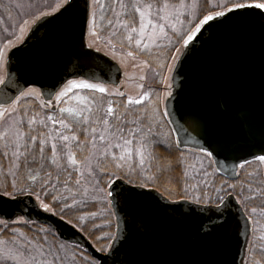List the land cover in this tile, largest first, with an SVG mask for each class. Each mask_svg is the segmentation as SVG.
<instances>
[{"label": "snow or ice", "instance_id": "snow-or-ice-1", "mask_svg": "<svg viewBox=\"0 0 264 264\" xmlns=\"http://www.w3.org/2000/svg\"><path fill=\"white\" fill-rule=\"evenodd\" d=\"M0 7L11 15L13 9L21 5L13 4L12 0H0ZM43 7L51 11L41 9L40 16L34 17L32 22L58 13L55 19H67L71 26L74 12L79 13V27L91 37L83 44L91 50L85 53L88 57L96 52L103 53L100 59L111 57L115 60L118 46L126 49L133 43L140 50L139 54L151 55L152 48L145 42L150 39L145 37L146 28L153 29V35L158 32L169 42L172 39L163 26L152 20L154 9L160 19H167L164 13L169 8L168 0H56L54 5L45 0ZM184 7L181 0L179 8ZM196 7L193 0L191 8ZM172 18L175 21L171 26L173 36L177 43L187 47L201 28L213 20L240 25L258 20L264 24V0H215L211 3L204 0L199 15L176 11ZM23 23L27 26L29 21ZM177 24L180 25L179 33ZM18 31L19 35L11 33L15 35V41L8 39L0 46V231L10 234L8 239H0V260L12 261V264H101L78 244L57 240L60 234L51 227L41 226L29 236L12 225L28 224L23 219L26 213L21 206L26 207V197L34 198L38 202L36 207L86 233L97 251L111 250L121 241L120 225L111 219L116 214L117 198L121 195L117 189L126 181L131 182L134 173L139 179L142 172L149 170L145 167V157L152 155L150 149L156 145L165 147L170 153L175 152V163L184 165L178 186L168 188L169 197L174 193L184 202L194 204V210L207 214L209 221L218 213L222 215L220 210L227 206L229 199L235 200L248 213L246 219L251 230L258 208L264 212V170L253 169L243 178L241 173H235L236 182L209 183L204 177L212 173L203 168L202 161H196L200 168L196 173L200 176L197 180L184 164L185 154L180 151V142L168 143L165 134L153 131V124L157 123L154 111L140 107L150 99V94L141 92L139 98H134L126 89L122 90L119 81L109 75L114 66L110 60L96 65L86 79L57 81L52 86L55 90L46 93V99L38 109L22 103L35 101L45 94L36 87H21L7 73L6 54L23 41L26 27H19ZM152 44L156 41L152 40ZM165 49L166 46L161 47V51ZM19 51L22 50L13 51L12 55L16 56ZM171 51L176 55L169 53L168 61L175 63L176 56L181 55L180 48L173 45ZM136 56L132 50L122 52L119 55L121 68L123 61L128 58L135 61ZM168 61L163 67L165 71H172ZM135 67L143 70L150 64L146 60ZM139 79L143 81L145 76L141 75ZM36 82L25 81V84ZM139 87L143 89L144 85L141 83ZM201 150L210 168L214 163L218 165L213 172L226 169V162L234 159L224 154L220 145L210 144ZM260 151L264 152V147ZM222 154L223 160L220 159ZM134 155H138V161ZM252 155L264 165V155ZM251 164L252 161L244 157L238 167L246 171V165ZM167 182L172 184V178ZM17 213L23 215L17 217ZM255 222L264 231L261 219L257 218ZM249 253L250 264H264V245H253Z\"/></svg>", "mask_w": 264, "mask_h": 264}, {"label": "water", "instance_id": "water-1", "mask_svg": "<svg viewBox=\"0 0 264 264\" xmlns=\"http://www.w3.org/2000/svg\"><path fill=\"white\" fill-rule=\"evenodd\" d=\"M58 15L32 25L9 52L7 73L21 87L39 88L44 99L57 81L86 79L104 60L114 65L109 75L119 81L122 71L111 57L100 59L103 53L96 52L85 56L91 50L83 46L87 33L79 27V13L74 12L71 26L67 19L56 20ZM18 49L22 51L13 56ZM32 80L37 82L25 84ZM172 80L174 91L166 107L180 146H222L234 159L221 172L232 179L244 157L264 155V24L210 21L184 49ZM117 191L121 241L106 254L77 228L36 207L34 198H25L26 207H21L26 215L17 217L51 226L61 240L84 247L101 264L245 263L250 228L235 200L229 199L222 215L209 221L194 204L172 202L152 188L125 182Z\"/></svg>", "mask_w": 264, "mask_h": 264}, {"label": "rangeland", "instance_id": "rangeland-1", "mask_svg": "<svg viewBox=\"0 0 264 264\" xmlns=\"http://www.w3.org/2000/svg\"><path fill=\"white\" fill-rule=\"evenodd\" d=\"M200 1L201 0H195L197 7L195 9H192L191 5L193 3V0H183L185 7L181 9V8H179V4H180L181 0H179L178 2H174V0H170V2H168L169 8L167 10H165V13H164V15L167 17V19H160L156 13V10L155 9L153 10V17H152L153 23L163 26L165 28V30L169 33V36L172 37L171 42H169L168 40L161 38L159 36L158 32L155 35H153V31H154L153 29L146 28V30H145V37L150 38V39H147L145 42L149 43L150 47L152 48L151 55L154 54L155 49H161L162 46H166V49L164 51L159 52V57H158L159 64H160L159 67L162 69L161 73H163V77H161V79H159L160 85L158 86L157 90H155V94L153 93V96H151L152 92H150V90L148 88L149 87V81L147 78V74H148V70L150 67L143 68V70H141V68L135 67L136 64H142V62L146 61V60L150 64V60H149L150 55L144 54L145 56L144 55L142 56L139 54V50H138V54L136 56L135 61H133L131 58H128L125 61H123L124 67H122V69H123L124 74H123V78H122V81L120 84V86H122V90L126 89L129 94L133 95L134 98H139V95L141 94V92H148L150 94V99L147 100V105L148 106L150 105L149 106V107H151L150 111H154V115H155V118L157 121V123L153 124V127L154 128L156 127V129H157L155 132H160V133L165 134L169 142H172L174 140L176 141V138H175L174 131L171 128V126L168 125V123L166 121L164 122V117L167 119L165 105H166L167 99L172 94V90H173L172 74H173V71L175 68V64L178 61L180 55H177L176 56V62L172 63L171 61H168V56H169L168 50L171 48V46L174 43H176L175 44L176 47L180 48L181 54L185 48L182 46V43H177L176 37H174L172 34L171 26H172V24L175 23V21L173 20L172 17L176 11H180V12H184V13L192 12L194 15H199V10L201 7L199 4ZM3 2H7V0H3ZM12 2H13V4H16V3L20 4L21 7L20 8H14L11 15H9L8 12H6L2 7H0V46H2L3 44H6L8 39H12L15 41V35H11V33L15 32L16 35H19V31H18L19 27H26V31H25L24 37H23V40H24L25 37L28 35L32 25L36 22V20H35V22H32L34 17L40 16L41 9L43 11H51L50 8L43 7L45 0H12ZM47 2L48 3L53 2L52 4L54 5L56 0H47ZM211 2H215V0H210V3ZM38 6H40L41 8L38 9ZM37 12H39L37 15H35V14L32 15L33 13H37ZM180 18L184 19L183 16H181ZM25 20L29 21V24L27 26H25L23 23ZM190 23H191V21L184 26V31H187L188 27L190 26ZM176 28H177V32L179 33L180 32V25L177 24ZM136 38L139 39L140 37L137 35ZM87 40H91V37L89 35H87ZM152 40L156 41L155 45L152 44ZM20 43H17V45H19ZM128 47H130V48L122 49L119 46L117 47V54L118 55H117V58L115 59V61L120 66H121V61L119 59V55L122 52H124L125 50H131V48L137 49L135 46V43L131 44ZM105 50H107V49H105ZM8 55H9V52L6 54V58H8ZM171 55H176V53L172 52ZM156 57H157V55H156ZM166 61H168L169 66L171 67L172 71H165L163 65ZM125 73H126V75H125ZM141 75L145 76V79L143 81H141L139 79V77ZM141 83L144 85L143 89H140V87H139V85ZM38 90L40 91V89H38ZM36 100H37V103L39 105L45 99L42 95V96L37 97ZM172 136L174 137V140L171 141ZM150 151L152 152V155L146 154V157H145V159H146L145 167L146 168H149L152 165V163H154V161H155V160H153V156H155L153 149H150ZM189 151H191V152H189V153H191V154H189V156L192 159L191 163L188 164L189 174L196 176V173L200 171L199 165H196V161H202L203 162V168L207 169L210 173H212V175L210 177H214L213 169H216L215 165L212 164V166L210 168L209 167V161L204 156L203 153H201V152L193 153L195 151H193V152H192V150H189ZM189 156H187V157H189ZM134 159L136 161H138V159H139L138 155H134ZM193 165H196V166L193 167ZM263 170H264V165H263ZM144 172H146V171H144ZM148 177H149V180L151 179L150 181H153L152 175L151 176L149 175ZM132 178L137 179V176L135 173L133 174ZM196 179L199 180L200 176H196ZM204 179L208 180L209 177H204ZM140 184H143V183H140ZM144 186H146V185L144 184ZM167 189H168V187H167ZM164 194L169 196L167 193H164ZM170 198L181 201V198L180 197L178 198L175 195L174 196L171 195ZM101 207H102V205H101ZM259 216L261 217L262 223H264V212L260 213ZM114 221H115V216H114ZM253 231H254V228H253ZM260 237L264 240V231H261V228H260V233H259V238Z\"/></svg>", "mask_w": 264, "mask_h": 264}, {"label": "trees", "instance_id": "trees-1", "mask_svg": "<svg viewBox=\"0 0 264 264\" xmlns=\"http://www.w3.org/2000/svg\"><path fill=\"white\" fill-rule=\"evenodd\" d=\"M178 1L179 0H174V2H178ZM168 2H170V0H168ZM199 4L201 6L200 10H199V13H200L203 10V7H204V0H201L199 2ZM40 8L41 7L38 6V9H40ZM38 13L39 12L33 13L32 15H34V14L37 15ZM175 44L176 43H174L173 45H175ZM173 45L168 50V55H169V53H172L171 50H172ZM127 48H130V47H127ZM134 49L135 48H131L132 51H134L135 53L138 54V49H135V50ZM159 52H162L161 49H155L154 50V54L150 55V57H149L150 68L148 70L147 78H148V81H149V87L148 88H149L150 92H152L151 96H153V93L155 94V90H157L158 86L160 85L159 79H161V77H163V73H162V75H157L156 74L157 72L161 73V70H162L159 67L160 64H159L158 58L156 59V55L159 54ZM140 55L143 56L144 54H140ZM153 69H155V71ZM22 103L32 104L37 109L39 108L37 100H35V101H22ZM149 106L147 105V100H146L144 102V105H141L140 107L141 108H145L146 107L147 109L150 110L151 107H149ZM146 115H148V113H146ZM165 121L168 123V125H170L168 120L164 117V122ZM156 130H157L156 127L155 128L153 127V131L155 132ZM172 138H171V141L174 140L173 136H172ZM81 140H83V135L82 134H81ZM167 142L168 143H172L173 141L169 142L168 139H167ZM153 151H154V155H155V159H153V160H155V161L148 168L149 170L146 171V172L141 173L140 176H139V179H133L132 178V181L130 183H133V184H136V185H139L140 183H143L142 185L145 184L146 186L155 187V188H157V189L161 190L162 192L167 193L169 195L167 187L170 188V187L178 186L177 182L183 176L184 165H177L175 163V152H171L170 153L169 151H166L165 147H163V146L156 145L153 148ZM180 151L185 154V162H184V164L188 166V164H190L191 161H192L191 157L189 156V154H191L189 152H191V151H189L188 149L182 148V147H180ZM193 153H196V152H193ZM187 156H189V157H187ZM253 169H261V170H263V165H261L258 161H253L251 165H246V171L245 170H240L241 178L246 176V173L252 171ZM213 173H214L213 174L214 177H210L209 176V179H208L209 183H213V182L221 183V182H223V180H228L230 182H236V180L229 179L228 177H226L225 175H222L218 171L217 172H213ZM149 175L153 176L152 177L153 181H150L151 179L149 180V177H148ZM169 178H172V181H173L172 184H169L167 182ZM189 192H191L190 188H189ZM174 195L175 194L173 193L172 196H174ZM175 196L179 198V196H177V195H175ZM42 199H46V197H42ZM189 199H191V196H189ZM259 202L260 201L258 200L257 203H259ZM98 207H101V205H99ZM92 210L95 211L96 209H92ZM260 213H262V212H260V210L258 208L257 217L253 218L254 232H253V240H252L251 247L253 245H256V246L264 245V240L261 237L259 238L260 225H258L255 222L257 218L261 219V217L259 216ZM67 218L68 217H65V219H67ZM111 219H112L113 223H115L114 216H112ZM261 223H262V220H261ZM41 226L44 227V228H49L50 227L48 225L41 224V223H38V222H28V224H26V225L25 224L12 225V227L19 228L21 231L25 232L29 236H31L33 233H35L37 228H39ZM9 235L10 234L7 233L6 231H0V239H8ZM41 235H44V233H41ZM49 240H51V237H49ZM57 240H60V239L57 237ZM247 262H248V264H250V254H249V258H248ZM0 264H12V261L0 260Z\"/></svg>", "mask_w": 264, "mask_h": 264}]
</instances>
